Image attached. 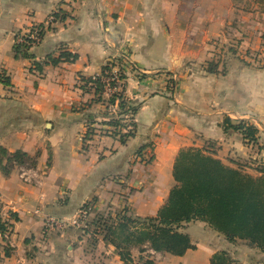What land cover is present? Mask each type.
<instances>
[{"label": "crops", "instance_id": "1", "mask_svg": "<svg viewBox=\"0 0 264 264\" xmlns=\"http://www.w3.org/2000/svg\"><path fill=\"white\" fill-rule=\"evenodd\" d=\"M35 25L44 29L41 44L29 49L30 59L16 57L15 36ZM258 50L264 57V0H0V73L8 80L0 91V147L34 161L0 172V217L10 226L0 236V264H125L112 245L71 222L88 202L102 216L155 217L183 149L259 176L264 63L241 56ZM63 52L77 60L47 62ZM105 65L122 76L123 116L82 88ZM110 117L120 126H108ZM225 119L248 122L256 141L224 131ZM47 217L66 226L46 230ZM193 224L198 240L186 232ZM179 232L193 247L183 256L135 247L133 264H210L220 252L235 264H264V255L203 222Z\"/></svg>", "mask_w": 264, "mask_h": 264}, {"label": "trees", "instance_id": "2", "mask_svg": "<svg viewBox=\"0 0 264 264\" xmlns=\"http://www.w3.org/2000/svg\"><path fill=\"white\" fill-rule=\"evenodd\" d=\"M28 52L27 46L13 47L16 57L30 59ZM76 60L77 55L63 52L58 59H48L47 62L56 65L59 62L73 63ZM111 67L105 65L98 76L83 79L82 88L90 86L95 94H102L100 77L105 71H110ZM119 81L120 91L112 95L107 104L112 105L117 98L118 116H123L127 102L123 95L121 74ZM3 84L4 87L8 86L6 78ZM128 110L135 111L133 108ZM120 120L122 119L110 117L107 125L117 128L120 126ZM223 129L239 132L248 143L256 141L257 130L248 122L238 121L232 124L225 119ZM132 136V129L121 134V144H125L126 139ZM33 165L34 161L27 154L20 151L8 153L0 147V172L4 176H8L15 167ZM257 171L259 176L251 177L240 169L223 165L201 149H183L179 151L173 164L172 178L175 185L155 217L138 218L129 214L127 210L106 217L95 214L96 217L86 225V228L92 230H82L86 234L90 233L92 238H100L104 243L112 245L125 264H133L130 251L135 247H145L154 253H165L175 257L183 256L193 247L189 237L179 230L185 224L195 221L205 223L223 235L229 243L242 241L248 247H255L264 254V168ZM79 210H91V203H85ZM9 228L10 226L0 217V236L9 232ZM210 264L235 262L226 252H220L211 258Z\"/></svg>", "mask_w": 264, "mask_h": 264}, {"label": "built area", "instance_id": "3", "mask_svg": "<svg viewBox=\"0 0 264 264\" xmlns=\"http://www.w3.org/2000/svg\"><path fill=\"white\" fill-rule=\"evenodd\" d=\"M54 20L55 19L53 16L49 18V22H54ZM43 31L44 29L42 26L35 25L23 35L17 34L15 36V43L17 45L27 46L29 49L32 47H36L40 45L43 40ZM119 76L120 72L117 69L111 68L110 71H105L100 77V83L102 84L101 95L102 97L106 98L107 101L112 95H115V93H118L121 89V81H119ZM4 79V75L0 73V91L5 88L3 84ZM118 104L119 100L116 98L112 105L107 106L108 113H110L112 116H115L118 112ZM21 178H23L24 181H28V177H26L25 174H22ZM87 211H79L77 217L71 222V225L81 230L85 229L86 225L82 226V222L87 216ZM65 226V222H62L61 220L54 217H47L44 221V228L46 230H61ZM7 233L8 232L4 233L2 237H6Z\"/></svg>", "mask_w": 264, "mask_h": 264}, {"label": "rangeland", "instance_id": "4", "mask_svg": "<svg viewBox=\"0 0 264 264\" xmlns=\"http://www.w3.org/2000/svg\"><path fill=\"white\" fill-rule=\"evenodd\" d=\"M244 7V9H245V12H247L248 10H249V6H243ZM233 49L234 48H231L230 50H231V52H232V54H234V52H233ZM229 49L227 48V51L226 52H229L228 51ZM260 50V49H259ZM259 50L258 51H250V52H246V54L244 55H241L242 57H245L246 59H247V61H251V62H253L255 65H261V64H263L264 63V57L263 56H261V53L259 52ZM258 56H260L259 57V59L257 58ZM242 61H244V60H242ZM246 62V61H245ZM240 166H242V165H239V167ZM239 167H237V168H239ZM259 168H262V167H259ZM263 168H264V166H263ZM240 169V168H239ZM241 170V169H240ZM253 174H256L255 172L253 173ZM95 214H97V213H95L93 210H92V208H91V210H88L87 211V216H86V218L84 219V221L82 222V226H84V225H87L89 222H91V220L94 218V217H96L95 216ZM77 217V216H76ZM104 217H106V216H104ZM90 225H91V223H90ZM70 227V229L73 227V228H75L76 229V231H79V232H81V229H79V228H76V227H74V226H69ZM87 227V226H86ZM86 230L85 231H87L88 229H90V230H92V228H85ZM187 231V233L188 234H190L191 235V237L194 239V240H198L200 237H201V233H200V231H199V228L196 226V225H191V226H189V227H187V229H186ZM90 234V233H89ZM245 243V242H244ZM246 245V244H245ZM247 246V245H246ZM253 251H256V252H258L259 254H262V253H260L259 252V250L258 249H256L255 247H250ZM262 255H264V254H262ZM147 257V256H146ZM238 262H236V264H237Z\"/></svg>", "mask_w": 264, "mask_h": 264}]
</instances>
